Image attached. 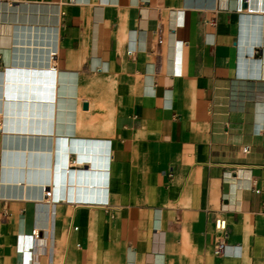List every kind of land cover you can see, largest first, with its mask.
I'll return each mask as SVG.
<instances>
[{
	"label": "crops",
	"instance_id": "1",
	"mask_svg": "<svg viewBox=\"0 0 264 264\" xmlns=\"http://www.w3.org/2000/svg\"><path fill=\"white\" fill-rule=\"evenodd\" d=\"M31 156L50 182L3 170ZM0 264H264V5L0 0Z\"/></svg>",
	"mask_w": 264,
	"mask_h": 264
},
{
	"label": "bare ground",
	"instance_id": "2",
	"mask_svg": "<svg viewBox=\"0 0 264 264\" xmlns=\"http://www.w3.org/2000/svg\"><path fill=\"white\" fill-rule=\"evenodd\" d=\"M246 1H251V3H252V5H256V6H258V5H264V0H246ZM225 3V2H224ZM227 3V2H226ZM55 14V13H54ZM53 14V15H54ZM9 31H11V32H13V28H11V27H9ZM19 32H22V31H20L19 30ZM25 32V31H24ZM30 32V31H29ZM55 33V32H54ZM32 35H31V37H32V42L34 43V45L32 46V48L35 50V52L36 51H40V50H42L43 49V51L45 50V49H48V52H51L52 51V49H53V28H47V29H44V30H41V29H37V30H33V32L31 33ZM26 35H23L22 37H25ZM12 38V37H11ZM27 39V38H26ZM16 45H18V44H16ZM24 45V44H23ZM31 45V44H30ZM19 46V45H18ZM28 46V45H27ZM16 53V52H15ZM50 54V53H49ZM54 54L52 55V58H54ZM49 57H50V55H49ZM50 61V60H49ZM50 63V62H49ZM51 64V63H50ZM42 65V64H41ZM47 65V64H46ZM17 66V65H16ZM51 66V65H50ZM54 67V66H53ZM52 66L51 67H48V68H50L49 69V78H48V89L46 90V87L45 88H43V90H42V86H41V72L39 71V79H37L36 77H35V74L37 75V73L34 71V77H33V84H32V87H31V89L29 88V90H31V93L29 94H27V96H28V101L29 100H32V107H35L38 103H41L42 101H48V102H50L54 97V95L52 94V90H53V86H51L52 84V82H53V80H52V75H53V70H54V68H53ZM24 68H25V66H24ZM30 68V67H29ZM38 69V68H37ZM55 71V70H54ZM22 75H23V73H22ZM21 75V76H22ZM24 76H26V75H24ZM10 77H11V75L9 76V71L7 72V75H6V80L8 81L7 82V84H6V88H5V91H4V95L6 96V103L4 104V106H5V108L4 109H2V111H3V117H4V120H5V124H4V128L6 129V130H9L10 128L14 131L15 129H17V130H21L22 129V126L21 125H17L16 126V121H20V117L22 116V113L23 114H28V116H30V114H32V112H33V114H35V112H36V110L35 109H33V110H31V111H29V110H27V111H23V109H9V97H10V95H12V96H14V94H15V97H16V99L15 100H17V101H20V96L21 97H23V96H25V94H21V93H19V89L18 88H16L17 89V92H16V89H15V92H12V94H10V92H11V90L12 91H14V84L12 83V86H10V83H9V80H10ZM43 77H45V76H43ZM15 80V79H14ZM16 80L17 81H19L20 79L18 78V76H17V78H16ZM12 81H13V78H12ZM22 81V80H21ZM20 84V83H19ZM25 84H27V83H25ZM46 85V84H45ZM29 86V85H28ZM28 90V91H29ZM27 91V92H28ZM46 91H48V92H46ZM54 91V90H53ZM20 92H22V91H20ZM2 96H3V94H2ZM3 102V101H2ZM22 103V102H21ZM15 106V105H14ZM1 111V112H2ZM26 112V113H25ZM12 118V119H11ZM10 119H11V121H12V123H13V125L12 126H10ZM2 124V123H1ZM9 133V132H8ZM13 134V133H12ZM12 134H11V136H12ZM19 134V133H18ZM5 135H6V133H5ZM13 136H14V134H13ZM6 137V136H5ZM7 138V137H6ZM7 143V146H8V142H6ZM26 146V145H25ZM88 146H90L89 144H88ZM18 147V146H17ZM25 148V147H24ZM29 148V147H28ZM31 148H33V147H31ZM89 148V147H88ZM38 149V148H37ZM84 149H86V146L84 147ZM90 149V148H89ZM98 149V148H97ZM5 150H6V148H5ZM9 150V149H8ZM18 150V149H17ZM25 150V149H24ZM91 150V149H90ZM11 151V150H10ZM34 150H32V152H33ZM6 152V151H5ZM25 153V152H24ZM32 155H34L33 153H32ZM6 156V155H5ZM66 157V156H65ZM39 159H42L41 161H43L44 162V164L43 165H41L43 162H41L40 163V165H34V163L32 164V162H30V161H39ZM62 159H63V157H62ZM80 160H85V159H89L90 160V163L92 164V166L96 169V168H98V166H99V164H100V162H99V156H98V154H96V155H92V154H89V155H85V152H83V154H80V158H79ZM8 160V159H7ZM47 161V159L46 158H44V157H37V156H31V157H29L27 160L25 159V157L24 158H20V157H18L17 158V164H16V168H15V170L13 169V168H11L10 166H7V163H6V167H4L3 168V170L5 169V170H7L8 171V169L10 170V171H16V173H15V176L13 177H10L11 178V180H13V179H15L16 181H18V180H25V181H27V182H29V183H32V182H50L51 181V176H52V172H53V163H51V166H50V164H49V166L51 167H46L47 165L46 164H48V163H45ZM63 162V161H62ZM37 162H35V164H36ZM61 163V162H60ZM60 163H57V164H60ZM67 163V161L65 162V164ZM65 164H63V165H65ZM12 165H13V163H12ZM104 165H105V163H104ZM107 165V164H106ZM14 166V165H13ZM59 168H61V165H59ZM59 170H61V169H59ZM103 172V171H102ZM51 175V176H50ZM90 175V174H89ZM82 177H84V174L82 173V175H81ZM68 177V176H67ZM97 178V177H96ZM100 179V178H99ZM29 183H28V185H29ZM88 183H89V181H88ZM82 184V183H81ZM84 185V184H83ZM88 185V184H87ZM97 185V184H96ZM35 186V185H34ZM41 187V186H40ZM39 188V187H38ZM47 191V190H46ZM47 194L49 195L50 194V191H47Z\"/></svg>",
	"mask_w": 264,
	"mask_h": 264
},
{
	"label": "built area",
	"instance_id": "3",
	"mask_svg": "<svg viewBox=\"0 0 264 264\" xmlns=\"http://www.w3.org/2000/svg\"><path fill=\"white\" fill-rule=\"evenodd\" d=\"M70 2H75L76 0H69ZM226 219L224 218H218L216 221V227L219 230H224L226 228ZM226 248V241L222 238L217 239L216 244H215V253L216 254H221L225 252Z\"/></svg>",
	"mask_w": 264,
	"mask_h": 264
},
{
	"label": "water",
	"instance_id": "4",
	"mask_svg": "<svg viewBox=\"0 0 264 264\" xmlns=\"http://www.w3.org/2000/svg\"><path fill=\"white\" fill-rule=\"evenodd\" d=\"M83 108H84V109H88V108H89V103H88V101H84V103H83Z\"/></svg>",
	"mask_w": 264,
	"mask_h": 264
}]
</instances>
